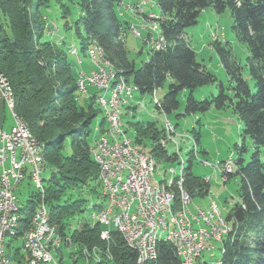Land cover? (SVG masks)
Returning <instances> with one entry per match:
<instances>
[{
  "label": "trees",
  "instance_id": "1",
  "mask_svg": "<svg viewBox=\"0 0 264 264\" xmlns=\"http://www.w3.org/2000/svg\"><path fill=\"white\" fill-rule=\"evenodd\" d=\"M51 1L0 0V70L8 78L13 96L15 94L17 116L43 146L49 175L44 180L43 200L49 210L50 224L62 235L65 245L70 240V256L82 260L85 251L91 253L92 248L99 247L105 256L100 254L101 261L93 264H138L136 253L126 246L118 232L111 231V240L106 242L101 239V224L84 222L74 226V220L89 204L72 199L70 192L81 194L87 190L96 194L97 199L102 195L100 170L92 155L90 138L97 125L104 132L106 121L103 117L96 123L98 94L91 96L87 106L79 104L78 74L83 69L76 73L68 58V53L77 56L78 50L58 47L65 38L48 16ZM55 1L64 10L65 30H74L83 54L91 50L100 52L121 77L136 85L142 96L167 88L164 97L158 99V111L171 114L179 110V95L188 91L185 109L179 117L204 114L212 108L218 111L231 108L239 116L242 138L251 141L254 152L246 162L243 155L247 148L243 143L232 174L227 175L228 178L221 174L225 181L239 175L241 187L240 203L225 217L230 231L224 241L218 242L221 243L218 263L264 264V0H157L161 14L154 15V21L166 45L163 49L151 50L149 60L140 68L128 58L125 34L130 24L122 21L125 15H119L121 6L130 11L125 0H68L79 9L72 26L67 22L71 8L64 4L65 0ZM208 8L218 14L230 11L236 39L248 49L249 55L242 65L232 55L228 44L224 45L219 39L212 41L211 47L220 56L229 78L228 87L218 82L198 60L185 32L198 24L199 15ZM151 15L139 14L140 22L149 20ZM77 60L81 64V58ZM209 85H216L219 95L198 101L194 92ZM130 125L134 143L145 145L157 166L177 160L176 155L171 156L162 145H155L165 135V131L156 129L155 123L131 122ZM193 134L198 146L199 134L195 131ZM68 140L70 152L65 151ZM151 143L153 146L147 145ZM191 168V164L189 168L184 167L183 188L192 199H203L210 193V178L194 176ZM102 199L100 205L88 208L103 209L106 202ZM41 200L40 192L32 193L31 203L20 213L23 224L34 216ZM12 242L8 245L10 256L19 257L18 264L26 262L21 249L12 246ZM151 264L181 262L172 245L161 243L158 257ZM198 264L207 263L199 259Z\"/></svg>",
  "mask_w": 264,
  "mask_h": 264
},
{
  "label": "rangeland",
  "instance_id": "2",
  "mask_svg": "<svg viewBox=\"0 0 264 264\" xmlns=\"http://www.w3.org/2000/svg\"><path fill=\"white\" fill-rule=\"evenodd\" d=\"M144 1L145 0H140L142 10H137V12H135L134 7L129 9L132 13L135 12L141 14H144L146 9V13L149 12L148 14H153L149 16V20H146L143 23L135 22V18H132L131 14H127V12H125L126 10L123 9L122 6L119 11V15H125V17L122 16L123 22H127L130 25L136 23L137 26H144V28L141 29V32L126 31L125 34L128 58L131 62L135 63L136 68H140L144 62L149 60L151 56V50L153 51L160 48L157 41H155V39L157 40L158 35L161 34L157 27V22L154 21V17H158L161 14L157 5V0H146L148 4H144ZM64 4L71 8V15L67 22L72 26L79 14L78 6L68 0H65ZM49 6L50 7L47 10L48 16L51 20H53L54 23L57 24L61 35L65 38V42L60 43L58 47L61 49H70L72 47H76L78 50L77 56L68 53L69 61L73 64L75 72L78 73L82 68H84L86 71H90L93 68V63H95V61H93L92 57L88 56L90 51L87 54H83L80 51V39L75 35L74 30H65V20L62 16L64 11L63 8L59 7L55 0H52ZM232 27L233 19L229 10H226L222 14H218L212 9L208 8L203 10L199 15L198 24L186 29L185 31L187 38L197 53L198 60L203 63L208 71L216 76L218 82H222L225 87L230 85L229 78L225 68L221 63L220 56L211 47L212 41L219 39L224 45L228 44L229 48H231L232 55L242 65L245 64L249 55L247 47L236 39ZM152 46L153 48H151ZM79 57L81 58V64L79 63L80 61L77 60ZM130 84L136 86L132 83ZM88 91L90 97L83 95L81 92H78L77 94L79 104L82 106H87V104L91 102V96L98 94L96 93L95 89L91 87H89ZM166 91L167 88L165 87L163 90L158 91V93L155 91L154 95L146 96H142L138 91H136L134 101L130 105L125 107L122 105L120 107L122 112L123 129L127 132L129 130L128 134L131 137L133 132V127L130 125L131 122H142L145 124L155 123L156 129L161 132L166 129V123L169 121L175 128V131L171 140H168L166 147H161L167 150L171 156L176 155L175 158H177V160L157 166L155 181L153 184H157L164 179L172 180L174 177H176V175H180L182 169L181 163L183 160L185 161V168H189L190 164L192 165L191 173L194 176L203 179L210 178L209 195L203 199H193L190 205L192 211H195L196 206H200L202 209L206 210L208 207L210 208L212 205H216L221 211V219L226 220L225 217L227 214L236 204L240 203L241 178L239 175L235 174L225 181L221 175V172L216 169V166L227 161L228 159L229 161L231 159L236 160L237 153L243 143L247 148V152L243 155V157L246 162L249 161L252 153L254 152L251 141L249 139L244 140L242 138L241 120L239 116L233 113L231 108L221 111L212 108L204 114H191L179 117V115H181L185 109V100L189 94L188 91H183L179 95V110L171 114L158 111L156 109V105L159 104V100L164 97ZM218 95L219 89L216 87V85L201 87L194 92V96L198 101L211 99L212 97H216ZM97 110L99 114L96 119V123L102 121L104 117V114L98 105ZM0 120L4 122L5 131H10L14 123L13 115L11 114L8 107L5 108L3 106L2 101H0ZM194 131L195 133L197 132L199 134L198 146L195 145V138L193 134ZM99 135V132L94 128L90 138L92 140L91 145H93V147L96 146V137H99ZM166 139L167 136L165 137V135H163L155 145H161V140L164 142ZM69 143L70 140H68L66 143V152L71 151V146ZM147 145L153 146L152 143ZM193 150L195 151V154L192 153ZM197 152L198 155H196ZM172 169L176 171L175 174L172 172ZM236 170L237 169L235 168V173ZM46 173L43 174L44 180L49 177V175ZM35 186L36 183L28 177L16 192V195L20 201V205L23 208L31 203L32 193H37L39 191V189H36L37 186ZM43 186L45 187V181L43 182ZM70 195H72V199L74 200L80 199L87 201V205L89 204L90 207H93L94 205H100L103 201L102 198H104L101 195V198L99 197L97 199L96 194H93L87 190L81 194H79L77 191L70 192ZM89 206L85 208L83 207L86 211L79 218L77 217L74 220V226H76L77 223L83 224L84 222L92 224L93 221L91 214L95 210L88 208ZM18 239L19 240H14L13 236H7L5 242L6 244H9L11 241H13L12 246L15 248H20L22 253L21 255L23 257L25 256L26 262L21 264H28L29 257L24 252L23 241L21 238ZM207 245L209 247H214V249H212L213 252L208 250L204 251L202 261L207 264H219L218 260L221 254L219 249L221 243L207 241ZM14 247L11 250L12 252L15 250ZM70 248H68V246L64 243V246L59 254L58 252H55L53 255L58 260L63 256V264H73V260L70 258ZM7 252L10 264H18L21 259L19 257L13 258L10 256L8 248ZM82 260L78 264H82Z\"/></svg>",
  "mask_w": 264,
  "mask_h": 264
},
{
  "label": "bare ground",
  "instance_id": "3",
  "mask_svg": "<svg viewBox=\"0 0 264 264\" xmlns=\"http://www.w3.org/2000/svg\"><path fill=\"white\" fill-rule=\"evenodd\" d=\"M137 10H142L141 6H138V8L135 9V12H137ZM155 41H157L159 44L160 48L158 49H163L166 45V40L161 35H158L157 40L155 39ZM151 48H153V46ZM89 54L92 55L89 57H92L95 63H93L94 68L91 72L88 73L83 71L85 75H92V72L103 71L108 76V82L103 85L101 91L97 92V104L100 106L104 114L106 129L104 132H101L100 127L97 125L96 130L100 135L96 140V146L92 149L94 160L99 166L101 193L105 199L106 205L103 206V209L101 208L99 211L95 210V212L91 214L92 221L102 225L101 215L109 207L113 193L122 202H127L125 209L118 210L119 221H127V215L137 214V209L145 210L146 200L141 199L140 196H146L148 208L147 218H139V225L149 226V228H142L140 231H138V235H133V242H140V238H145L142 242L141 254L144 255L149 264H151L153 261L155 262L157 259L159 245L161 243H168L172 245L176 251V244L174 243L178 239V220H192L193 217V228H200V224H202V230H210V223H205V217H207L209 221L221 222L222 227H227L225 233L222 234L223 241L230 231V225L227 220L221 219V211L219 208L216 205H212L206 210L202 209L200 206H196L195 211H192L190 208L193 199L191 195H189L183 188L185 161L182 160V169L180 175H176V177H174L172 180H167L166 183H163V181L165 182V180H163L157 184H153L157 171V163L154 156L147 150L145 145L134 143L128 132L123 129L122 124V112L120 107L122 105H124V107L130 105L134 101L135 92L138 91V89L136 86L129 84L123 77H121L118 72L104 59L105 56L103 57L100 52L97 50H91ZM0 79L4 81L7 90L11 94L10 108L12 115L18 119L23 132L28 137L29 142L34 144L36 147L35 158L37 159V163L41 165V171H46L43 146L27 127V125L17 116L14 109V96L12 87L8 78L1 72V70ZM78 90L81 92V86L79 84ZM111 115H118L119 117V124L117 125L118 133L114 131H107V122H111ZM166 126L167 129L164 131L165 137L167 136V139L164 142L161 141V145L163 147H166L168 140H171L175 131V128L169 121L166 123ZM103 140L116 142L117 148L120 152V157L117 155H105ZM131 148L132 154H138L142 156L145 160V164L148 165L141 167V174H139V181H145L146 189L145 187H138V191L136 189H131L132 178L130 176H126L138 174V167L133 164V162H131ZM229 162L231 163L233 170L237 160L231 159ZM109 163H111L116 169V174L107 173ZM218 170L222 175L226 176V171L224 169ZM172 172L174 174L176 173V171L173 169ZM43 174L44 173H40L38 175V172H29L27 174V178L29 177L36 183V189H39L38 192H40V196L42 198L38 209L45 210V231L47 232L48 237L47 246L50 247L48 258L47 256H40L39 259L38 250L27 249L30 246V239H26L27 232L30 222L34 221V216L27 222L26 225L23 224L22 217L20 216L23 207L20 205V203H17L14 204V206H10L8 208L7 219L12 220L7 221L6 225L1 231V257L5 262H9L7 248L9 244L11 245V243L6 244L5 239L7 236H13L14 239H22L24 252L29 257L28 264H63V260H58L53 255L55 252H58L59 254L62 249L61 245H64V239L59 231H57L50 224L49 210L43 200ZM104 174H106V178L104 177ZM228 177L229 176H227V178ZM107 181H110V186H107ZM173 188H177V190L175 191ZM183 198L185 205L189 207V211L179 209L180 205L183 203ZM164 199L165 206L163 205ZM202 230L194 229L193 237L200 239L203 244H207V241L222 242L220 237H217L215 234L203 233ZM111 231L120 233V223H112L109 225V227H107L105 237H103L104 241L108 242L111 240ZM70 244V240L68 239L67 246L70 247ZM83 256L84 261L91 260L90 251H85ZM37 259L39 260L37 261ZM199 259L200 253H192L190 255V264H198ZM100 261V254H93V262L99 263ZM8 264H10V262Z\"/></svg>",
  "mask_w": 264,
  "mask_h": 264
},
{
  "label": "built area",
  "instance_id": "4",
  "mask_svg": "<svg viewBox=\"0 0 264 264\" xmlns=\"http://www.w3.org/2000/svg\"><path fill=\"white\" fill-rule=\"evenodd\" d=\"M144 4H148L145 0ZM137 6H142L138 4ZM144 26H137L136 23L130 25L129 32H141ZM151 36V34H150ZM152 37V36H151ZM108 82V76L103 71L92 72V75H85L83 71L78 74V84L81 86V93L90 97L89 87L95 89L96 93L101 91L103 85ZM118 95V92H117ZM11 94L7 90V87L0 79V101H2L5 108L8 107L11 114L10 108ZM14 123L10 131H5L3 125L0 123V240L1 231L6 225V222L12 219H7V211L10 206L20 203L16 192L19 190L20 186L27 179V174L29 172L46 173V171H41V165L37 163L35 158L36 147L34 144L29 142L28 137L23 132V129L16 117L13 116ZM119 124L118 115H111V122H107V131L117 132V125ZM167 129V126H165ZM118 133V132H117ZM104 141L105 155H117L120 157L119 149L117 148L116 142ZM131 162L138 167L137 175H126L132 178L131 189H136L138 187H145V181H139V174H141V167L148 166L145 164V160L142 156L138 154H132L131 148ZM216 169H224L226 171V176L232 174V165L229 159L222 166H216ZM107 173L116 174V169L109 163V168H107ZM106 178V174H104ZM38 181V180H37ZM107 186H110V181H107ZM36 187V186H35ZM141 199L146 200L145 210H138L135 215H127V221H119L118 210L125 209L127 202H122L113 193L112 200L109 207L101 215L102 227L101 239L105 237V232L107 227L112 223H120V233L119 235L124 240L126 246L134 251L137 255L138 264H148L147 259L141 254V246L143 239L140 238V242H133V235H138V231L142 228H149V226H140L139 218H147V198L146 196H140ZM165 206V199L164 204ZM180 210L189 211V207L185 205L183 198V203L179 207ZM197 209V208H196ZM218 209V208H217ZM193 217L192 220H178V239L174 244H176V255L180 259L181 264H190V255L192 253H200V260L203 257L204 251H212V247L207 244H203L200 239L193 237ZM205 223H210V230H202L203 233L215 234L220 237L222 241V234L225 233L227 227H222L221 222L209 221L205 217ZM47 232L45 231V210L38 209L34 215V221L30 222L29 229L27 232L26 239H30V246L27 249H36L40 256H47L50 247L47 246ZM64 243H66L64 241ZM62 248L64 245H61ZM70 248V247H68ZM93 254H101L105 256L99 247H94L91 249V260L83 261L82 264H93ZM73 260V264H78L81 261L78 256H70ZM37 259V261L39 260ZM63 259V256H62ZM111 259V258H107ZM64 260V259H63ZM1 257V247H0V264H8Z\"/></svg>",
  "mask_w": 264,
  "mask_h": 264
},
{
  "label": "crops",
  "instance_id": "5",
  "mask_svg": "<svg viewBox=\"0 0 264 264\" xmlns=\"http://www.w3.org/2000/svg\"><path fill=\"white\" fill-rule=\"evenodd\" d=\"M125 4L128 5V8H129V9H130V8H133V7H134L135 9H137V5L140 4V0H126ZM124 9H125V7H124ZM125 10H126V9H125ZM125 12L131 14V15H132V18H135V20H134L135 22H137V21L140 22V20L142 19V17L139 16L138 13H135V12L132 13L131 11H125ZM146 12H147V11H146V9H145V14H148V13H149V12H148V13H146ZM148 15H149V14H148ZM145 16H146V15H145ZM138 22H137V23H138ZM93 68H94V66H93ZM82 69L84 70V68H82ZM83 70H82V71H83ZM84 71L89 73V72L92 71V69H91L90 71H86V70H84ZM0 123H1V125H3V127H4V122L0 120ZM211 204H212V203H211ZM211 204H210V205H211ZM210 205H209V206H210ZM202 262H203V261H202Z\"/></svg>",
  "mask_w": 264,
  "mask_h": 264
}]
</instances>
